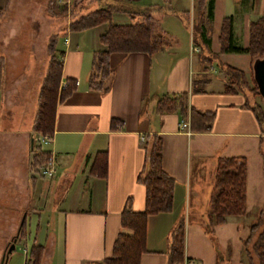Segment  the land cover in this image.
<instances>
[{
    "label": "crops",
    "instance_id": "0c3cea01",
    "mask_svg": "<svg viewBox=\"0 0 264 264\" xmlns=\"http://www.w3.org/2000/svg\"><path fill=\"white\" fill-rule=\"evenodd\" d=\"M105 1V6L114 9V24L140 21L141 12L147 11L167 44L151 54L110 53V74L103 82L104 89L92 90L87 85L92 54L102 48L98 37L107 25L75 32L67 29L68 21L58 28L57 49L62 51L59 84L69 79L75 88L56 105L51 137L38 136L31 128L42 78L37 73L29 81L33 62L26 69L16 70L13 77L11 72L7 76L4 73L0 82V212L7 206L16 214L8 221L9 235L16 236L8 241L27 239L30 246H41L40 263L43 259L44 264H97L109 257L117 234L131 233L119 226L124 206L129 203L134 211L144 208V188L136 175L144 159L143 144L152 137L160 140L161 169L174 181L172 205L169 212L147 216L145 252L138 264H169V236L180 218L181 259L172 264L184 260L235 264L239 251L244 252L243 240L249 228L238 220L246 217L249 203L264 202V156L258 144L264 135L244 95L234 86L233 90L227 88L228 78L219 66H231L245 75L252 70L253 60L245 51L220 52L218 37L222 20L231 17L232 43L245 49L249 25L263 16L264 0H210L208 23L200 22L208 0ZM87 2L64 0L63 5L67 9L78 7V14H82ZM5 5L7 8L9 0ZM5 25L14 27L9 19H2L0 35ZM13 52L18 55V48ZM241 56L247 70L232 64ZM182 93L187 94V109L213 113L207 131L191 130L188 112L181 116L177 110H156L160 98L174 99ZM182 122L184 129L179 128ZM40 138H46V143H39ZM38 148L48 152L52 160L54 173L50 177L32 175L30 162ZM98 152L105 153L101 177L90 172ZM225 157L245 162V213L226 216L223 224L213 226L215 236L216 228L232 221L226 235H216V245L223 251L218 254L204 226L190 222L189 215L204 219L215 162ZM250 171L255 178L252 197H248ZM261 205L257 212L264 203ZM21 216L19 224L28 222L24 236L19 238L21 224L18 228L17 222ZM189 236L196 249L190 246ZM7 243L4 236L0 257ZM22 252L25 260V247ZM244 260L247 264L245 252Z\"/></svg>",
    "mask_w": 264,
    "mask_h": 264
},
{
    "label": "trees",
    "instance_id": "16d2710c",
    "mask_svg": "<svg viewBox=\"0 0 264 264\" xmlns=\"http://www.w3.org/2000/svg\"><path fill=\"white\" fill-rule=\"evenodd\" d=\"M6 0L4 1V4ZM205 15L200 22L211 21L210 0H208ZM5 5L0 7V18ZM69 9L66 5L58 8L55 0H47L45 12L50 17L64 16ZM70 11L73 12L72 9ZM114 9L111 6L97 8L73 17L67 24L70 31L79 32L100 24L107 28L98 41L102 48L94 51L91 61V73L87 85L92 90L102 91L103 82L110 74L108 56L112 52L130 53L143 52L151 54L166 45V40L161 35L150 18L147 11L141 12V20H132L129 24H114L111 16ZM129 14V13H128ZM132 13L127 15L132 17ZM203 20V21H201ZM231 17H225L220 25L218 41L220 52L245 51L251 60L264 58V20L257 19L249 25L248 44L245 49L237 48L232 43ZM202 26V25H201ZM202 32H205V28ZM194 29H196L194 27ZM201 30V29H200ZM47 65L41 79L37 97L36 109L32 120V131L38 136L51 137L54 125V113L58 102L67 97L75 88L74 81L66 79L61 86V60L62 51L57 49V34L52 33L46 39ZM210 62L206 59L205 62ZM216 60V59H215ZM4 59L0 56V82L3 72ZM228 78V89L233 86L236 91L244 95V101L252 112L260 132L264 135V114L260 107L249 102V96H254L257 87L249 88L244 74L231 66L219 65ZM201 84V83H200ZM195 91V89H192ZM200 90V89H199ZM233 90V89H231ZM187 94L182 93L176 98L162 97L156 102L158 112L177 110L181 116L186 112L189 115V127L193 131H207L213 118L211 112H201L193 108L187 109ZM260 149L264 147V137L259 138ZM144 159L136 175V181L144 188V208L134 211L127 203L119 215V226L131 231L129 235L118 233L110 256L102 259L97 264H138L139 256L145 252L146 218L148 215L169 212L172 205V188L174 181L161 169L160 140L149 138L144 144ZM39 149V148H38ZM262 155L264 153L262 151ZM49 158L48 152L38 150L30 162V168L37 171ZM90 172L96 176H103L105 172V153L98 152L94 156ZM33 175V174H32ZM33 178V177H31ZM245 184L246 167L243 159L237 157L218 158L215 162L214 174L205 207L204 229L208 235L213 234V226L221 225L226 216H242L245 213ZM264 205L257 212L256 217L249 225L248 235L243 240L247 264H264ZM23 222L19 229L18 237H22ZM252 243H250V241ZM250 245V248L247 246ZM183 246V219L176 221L169 236L168 263L172 264L181 259ZM251 249V251H250ZM42 247L31 245L26 252L24 264H40ZM4 262V261H3Z\"/></svg>",
    "mask_w": 264,
    "mask_h": 264
},
{
    "label": "rangeland",
    "instance_id": "374dc122",
    "mask_svg": "<svg viewBox=\"0 0 264 264\" xmlns=\"http://www.w3.org/2000/svg\"><path fill=\"white\" fill-rule=\"evenodd\" d=\"M4 1L5 0H0V6L4 4ZM46 2L47 0H9V5L7 8H6V5L4 4L5 9H4L2 17L0 18V21L2 19L3 20L9 19L12 22V24H14V27L9 28L6 25L1 27L2 29H1V35H0V56H2L1 53H4L6 56V57L2 56V58L4 59L2 77L4 73H5L4 76H7L9 75L10 72H11V77H13L17 75L14 73L16 70L20 71L21 69H26V67H28L29 64L32 62H33V68L31 72V76L29 77V81H32L36 77L37 73L38 75L40 76L42 75L43 77V74H44V71L47 65V60H48L47 59L48 57L47 49H46L47 37L52 33H57L58 28H63V26L66 25L68 21H70L73 17H76L79 13L77 9L78 7L77 8L74 7V9L72 7L71 8L69 7L68 8L69 11L64 16L50 17L45 12ZM105 2H106L105 0H89V3L87 2V7L85 8V11H83L82 13L88 12V11H91L97 8H102L103 6H105ZM55 3L58 8H61L64 3V0H55ZM75 8L77 10H75ZM70 9H72L73 12L70 11ZM262 10H263L262 11L263 16L261 18L264 20V5L262 7ZM248 37H249V30H248ZM17 48L19 50L18 55L14 54L13 52ZM34 54L35 56L33 57ZM243 57L244 56L234 58L233 60L234 63L232 62V64H235L236 66H239V67H244V69H246L247 65L244 64ZM5 61L7 62V64H5ZM5 66H7L6 71H4ZM254 71L255 69H253V76H252L251 69L248 70V72L244 75L249 88L254 87V84L252 82V78H255ZM249 102L256 103L264 114V102L262 101L258 93H256L252 97L249 96ZM262 151L264 153V147ZM31 172L35 178L40 177L39 174L36 173L35 171L31 170ZM254 180H255L254 174L253 172L250 171V174H249L250 187L248 186V189H249L248 197H252V190L254 189V185H252V182ZM262 203L264 202L259 201L258 203H252V204L249 203L247 213L245 214L246 217H242L238 221L243 226H246V228H248V226L252 223V221L256 217V212L260 208V206H262L261 205ZM7 204L8 206L10 205V203H7ZM12 214H15V212L11 208H8L7 206H4L3 211L0 212V242L4 236L7 237V242H8L5 245L4 249L11 243V241H8V240H11L13 237L16 236L14 233L11 236L8 233V221H10L9 217ZM21 219H22V216L19 218L17 222L18 224L21 221ZM14 220L16 221L17 219L15 218ZM189 220L190 222L192 221L198 222L202 228L205 224V216L203 219V217L198 218V217H195L194 214L192 215L190 214ZM27 222L28 221L25 220V223L23 226L24 230H25V227L27 228ZM231 223L232 221L229 220L227 221V224H225V226L216 228V231L218 233L216 234L217 237H219V234L221 232L224 235H226L229 232L228 231L230 229L229 225ZM22 235L24 236V231ZM216 235L215 236L213 234L209 235V238L211 240L214 251L218 252V254H222L223 252L222 248L217 246L218 242H217ZM190 236L188 238L190 242V246L196 249L195 244H194L195 241L193 242L190 239ZM216 242H217V245H216ZM250 245L251 244H249L247 247L250 248ZM24 247L28 251L30 247L29 240L25 239V240L16 241V243H13V249L6 256L7 260L4 261V264H24V255L22 254L23 253L22 250ZM206 260L208 261L209 259H206ZM238 263L245 264L243 250L239 251L238 253V257H237V260L235 261V264H238ZM40 264H44L43 259L41 260Z\"/></svg>",
    "mask_w": 264,
    "mask_h": 264
},
{
    "label": "water",
    "instance_id": "95a60500",
    "mask_svg": "<svg viewBox=\"0 0 264 264\" xmlns=\"http://www.w3.org/2000/svg\"><path fill=\"white\" fill-rule=\"evenodd\" d=\"M253 69H255V78H253V81L257 87V92L259 96L261 97L262 101L264 102V58L261 59H255L253 60L252 64V76H253ZM21 222V221H20ZM21 224V223H20ZM20 224L18 228L20 227ZM13 249V243H10L4 250L1 256L0 264L3 263L6 256L10 253V251Z\"/></svg>",
    "mask_w": 264,
    "mask_h": 264
},
{
    "label": "built area",
    "instance_id": "2783aa9c",
    "mask_svg": "<svg viewBox=\"0 0 264 264\" xmlns=\"http://www.w3.org/2000/svg\"><path fill=\"white\" fill-rule=\"evenodd\" d=\"M64 85H65V83L62 86H64ZM185 127H186L185 123L182 122L179 124L180 129H184ZM44 139H46V138H40L39 143H46V141ZM36 173H38L40 177L52 176L54 173L52 160L50 158H48L47 161L42 166L37 168ZM180 264H195V263L192 261L184 260Z\"/></svg>",
    "mask_w": 264,
    "mask_h": 264
}]
</instances>
